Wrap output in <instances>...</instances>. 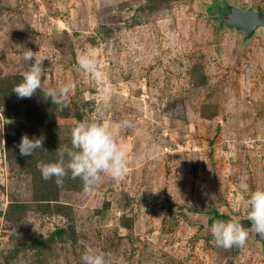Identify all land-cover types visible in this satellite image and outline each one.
Instances as JSON below:
<instances>
[{
	"label": "rangeland",
	"instance_id": "obj_1",
	"mask_svg": "<svg viewBox=\"0 0 264 264\" xmlns=\"http://www.w3.org/2000/svg\"><path fill=\"white\" fill-rule=\"evenodd\" d=\"M248 10L264 0H0V264L99 252L108 264H264L239 190L264 189V29L235 27ZM23 47L48 57L43 90L75 83L62 111L43 90L12 91ZM89 54L103 80L78 67ZM92 121L127 152L128 174L90 193L70 173L42 179L39 165ZM23 135L43 148L20 155ZM233 217L249 239L224 249L211 226Z\"/></svg>",
	"mask_w": 264,
	"mask_h": 264
},
{
	"label": "clouds",
	"instance_id": "obj_2",
	"mask_svg": "<svg viewBox=\"0 0 264 264\" xmlns=\"http://www.w3.org/2000/svg\"><path fill=\"white\" fill-rule=\"evenodd\" d=\"M24 49L22 58L29 67L22 73V81L12 90L19 99L32 98L37 90H43V63L48 60L39 51ZM78 67L97 81L104 78V74L98 69L96 58L90 54L79 57ZM75 89V83H67L59 88L49 87L43 90V98L50 99L51 104H55L62 111L67 107L70 94H74ZM2 113L3 108H0V116H3ZM5 124L7 123L0 121V135L4 133ZM127 126V122L116 125L117 128ZM71 136V148L67 145L61 146L57 149L54 161L39 165L42 179L47 181L55 178L56 185L63 186L64 178L70 173L72 179L79 178L83 182L84 192L90 193L99 187L105 176L121 180L128 174V154L116 143L108 125L98 121L79 122L73 128ZM44 139L43 136L30 139L23 135L18 145L20 155L31 156L35 150L42 149ZM239 190L246 194L243 199L246 220L251 221V229L256 236L264 239V189L252 190L246 182H242ZM240 221L233 217L228 221L212 224L211 233L217 246L230 249L245 245L249 239V228H245ZM81 260L83 264H108L103 252L85 254Z\"/></svg>",
	"mask_w": 264,
	"mask_h": 264
},
{
	"label": "water",
	"instance_id": "obj_3",
	"mask_svg": "<svg viewBox=\"0 0 264 264\" xmlns=\"http://www.w3.org/2000/svg\"><path fill=\"white\" fill-rule=\"evenodd\" d=\"M234 11H231L233 13ZM235 27L241 28L250 36L256 28L264 29V13L248 10L237 15Z\"/></svg>",
	"mask_w": 264,
	"mask_h": 264
},
{
	"label": "trees",
	"instance_id": "obj_4",
	"mask_svg": "<svg viewBox=\"0 0 264 264\" xmlns=\"http://www.w3.org/2000/svg\"><path fill=\"white\" fill-rule=\"evenodd\" d=\"M217 10H218L219 12L226 11V12H229V13L232 11V9H231L230 7H228V6H227V7H224V8H222V7L219 6V7H217ZM213 217H214V218L216 217V218H221V219L223 218V219H224V215H217V214H214ZM246 223H247V224H248V223L251 224V221H248V222L246 221L244 224H246Z\"/></svg>",
	"mask_w": 264,
	"mask_h": 264
},
{
	"label": "built area",
	"instance_id": "obj_5",
	"mask_svg": "<svg viewBox=\"0 0 264 264\" xmlns=\"http://www.w3.org/2000/svg\"><path fill=\"white\" fill-rule=\"evenodd\" d=\"M165 150L168 151V148L166 147ZM169 152H170V151H169Z\"/></svg>",
	"mask_w": 264,
	"mask_h": 264
}]
</instances>
